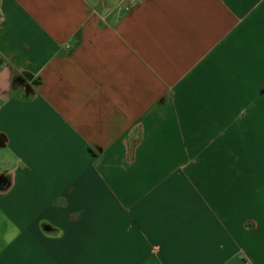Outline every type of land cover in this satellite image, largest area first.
Listing matches in <instances>:
<instances>
[{
    "label": "crops",
    "instance_id": "obj_1",
    "mask_svg": "<svg viewBox=\"0 0 264 264\" xmlns=\"http://www.w3.org/2000/svg\"><path fill=\"white\" fill-rule=\"evenodd\" d=\"M0 264H264V0H0Z\"/></svg>",
    "mask_w": 264,
    "mask_h": 264
},
{
    "label": "rangeland",
    "instance_id": "obj_2",
    "mask_svg": "<svg viewBox=\"0 0 264 264\" xmlns=\"http://www.w3.org/2000/svg\"><path fill=\"white\" fill-rule=\"evenodd\" d=\"M227 147L230 149V146H227V145H226V146H225V151L227 150V149H226ZM229 151H230V150H229Z\"/></svg>",
    "mask_w": 264,
    "mask_h": 264
}]
</instances>
